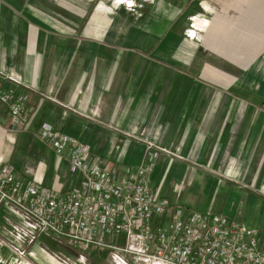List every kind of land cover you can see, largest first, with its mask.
I'll return each instance as SVG.
<instances>
[{"label":"crops","instance_id":"1","mask_svg":"<svg viewBox=\"0 0 264 264\" xmlns=\"http://www.w3.org/2000/svg\"><path fill=\"white\" fill-rule=\"evenodd\" d=\"M10 1L0 0V86L25 95L31 115L21 134L7 107H0V161L13 164L22 178L35 177L44 189L65 193L80 177L70 174L66 159L39 138L43 125L88 143L95 156L118 164H138L147 156L146 141L153 142L181 157H157L151 185H159L162 196L178 194L199 211L243 224L254 230L264 251V192L257 186L264 178V161L250 171H244L246 161L238 162V146L253 131L246 118L254 110L264 113V105L242 108L244 99L234 90L201 77L205 63L213 60L208 56L214 55L227 72L243 71L261 57L264 0H149L136 11L119 7L108 20L94 15L67 27L73 32L66 34L32 19L33 12L47 17L44 12L30 6L28 15L15 8L17 0ZM185 31L206 40L208 52L200 56L198 42L185 40ZM156 107L162 114L153 121ZM112 141L123 147L116 151ZM17 142L26 153L12 160L11 143ZM0 215L26 225L6 205L0 206ZM0 225L25 246L28 237L21 230L5 220ZM53 240L42 235L34 247L44 242L68 256ZM6 252L0 248L1 263L20 264ZM41 257L44 264H61ZM99 264L116 263L106 254Z\"/></svg>","mask_w":264,"mask_h":264},{"label":"built area","instance_id":"2","mask_svg":"<svg viewBox=\"0 0 264 264\" xmlns=\"http://www.w3.org/2000/svg\"><path fill=\"white\" fill-rule=\"evenodd\" d=\"M1 106L16 127L27 125L31 108L25 95L0 86ZM38 133L58 158L66 159L70 174L80 178L65 193L53 192L0 161V206L26 224L16 227L28 237L25 243L36 234L67 240L78 250L80 264L89 263L85 252L91 248L108 249L116 264H264L254 230L223 214L172 206L159 185H151L157 157L181 158L177 153L146 141L141 162L116 165L95 156L88 143L49 125ZM21 247L13 251L25 260ZM62 257L61 264L71 263Z\"/></svg>","mask_w":264,"mask_h":264},{"label":"rangeland","instance_id":"3","mask_svg":"<svg viewBox=\"0 0 264 264\" xmlns=\"http://www.w3.org/2000/svg\"><path fill=\"white\" fill-rule=\"evenodd\" d=\"M4 3L11 2L10 0H3ZM18 2H14L13 5L15 8L21 12L27 13L31 8L30 6L35 7V9L40 10L44 12L47 17L42 16L38 14L37 12H33L37 16H33L34 21H38L43 25L50 26L53 29L56 28L59 31H63V34L73 32L71 30H68L67 27H71L76 23L81 25L85 20H88L92 16H97V18L101 19H109L113 16L114 13L118 12L120 9L119 7H126L129 8L131 11L133 10H140V6H142V3H149V0H17ZM2 5H5V4ZM8 5V3H6ZM12 4V3H11ZM195 5L197 6V2L195 1ZM136 7V8H135ZM3 9V8H2ZM196 9V8H194ZM194 9L193 12L195 11ZM202 6L197 7L196 12H201ZM199 10V11H198ZM0 12L2 13L3 10L0 9ZM29 15V13H27ZM202 14V13H201ZM200 14V15H201ZM204 15V11L203 14ZM109 17V18H108ZM196 17V15H194ZM198 17V16H197ZM191 18V16L189 17ZM188 18V19H189ZM66 26V28H65ZM0 27H2V20H0ZM185 33V34H184ZM183 36L186 37L185 40L188 38L190 40H195L194 42H198V45L196 43H193L195 45L196 49L198 50V53L203 55L205 51H207V44L205 43L206 40L195 38L193 37V33L190 34V32H183ZM192 35V37H190ZM195 36V35H194ZM187 39V40H188ZM184 41V40H183ZM188 42V41H187ZM190 46L186 43V48L184 50L190 51ZM193 50V49H192ZM208 52V51H207ZM206 52V55H208ZM188 54H185L186 57H188ZM214 55L208 56V58L213 59L209 63H205V66L202 71V79L212 82L213 84H222L224 87L229 88L231 91L234 90V95L244 99L245 104L241 103L239 104L242 108H248L253 107L251 105H260L259 107H262L264 105V50L261 54V57L257 60L253 61L250 66H248L246 69L248 70H241L239 68H233L232 71L227 72L226 69H223L222 64L220 62H216L217 59L213 58ZM229 73V74H226ZM247 76V78H245ZM197 79H200L198 77ZM229 82V84L225 83ZM232 102V100H230ZM221 101H219L220 103ZM237 103V101H234ZM233 103V102H232ZM235 103V104H236ZM250 103L251 105H248ZM263 104V105H262ZM237 105V104H236ZM248 105V106H247ZM159 109L157 107L155 108L153 121L160 120L162 110L159 112ZM248 118V117H247ZM246 118V122L251 123V127H253V131H249V133L246 135V137L241 141V145L238 146L239 150V160L238 162L246 161V168L244 171H250L254 169V167L264 161V133L260 135V129L262 128V125H264V113L259 112L258 110H254L253 114L249 118ZM106 125V124H105ZM98 126H102L98 124ZM107 126V125H106ZM109 127H113L111 124L108 125ZM115 126V125H114ZM108 128V127H107ZM18 133L25 132L24 129L19 128L17 129ZM252 133V136H251ZM161 135V134H160ZM252 139V140H251ZM127 140H124V142ZM132 139L130 142H128L131 145ZM238 141V140H237ZM113 145L115 146V150L119 151L121 147H123L122 144L118 145V142L112 141ZM251 143L253 145L251 146ZM11 149H13V156L16 154L19 158L20 154H25L26 150L21 147L22 145H19L18 142L12 144L11 143ZM163 145V144H161ZM164 146V145H163ZM166 146V145H165ZM120 147V148H119ZM250 147L251 153L246 154L247 151H249ZM171 148V147H169ZM171 152L175 153L171 150ZM15 158V156L12 158V160ZM50 159L53 158V154L51 153ZM107 162L111 164L118 165V161L115 160H106ZM54 167L57 166V162L55 160H52ZM263 168H264V162H263ZM242 182H246V179H241ZM264 185V178L259 180L257 182L258 189L261 190V192H264V189L262 186ZM185 187L184 183L180 185L181 190L179 192H182V189ZM164 199L172 206H181L185 208L186 210H193V209H200V206H196L193 203L185 201L182 197H179L178 194H174L171 197H164ZM2 220H5L7 223H10L11 225L15 227H19L14 222H9L6 220V218L2 215H0V222ZM41 234H36L34 236V239L30 244L25 243L24 247H21L20 249L24 252L25 260L22 258H18L19 254H16L13 250H17L18 246H22V244L18 245V242L15 243V239L13 237H9L6 234V231L2 225H0V248L6 247L8 249V252L4 253L7 257H14L16 258L19 263L22 261H28V264H44V260L41 257L42 254L44 256H51L56 261L62 260V256L60 255L59 251L53 247H50L49 245H46L44 242H39L37 247H34V243H36L40 238ZM9 239H13L14 241H10ZM14 242V243H13ZM55 245L63 244L64 249L68 251V257L71 260V263L69 264H80L77 260L76 256L78 253V250L74 248L67 240H53ZM60 243V244H59ZM17 244V245H16ZM27 244V245H26ZM38 250V251H37ZM10 252V254H9ZM3 253V252H2ZM87 255V262L91 261V264H99L105 257L106 254H109V250L106 249V251H101L99 249L91 248V250H88L85 252ZM10 255V256H9ZM0 264H8V263H1Z\"/></svg>","mask_w":264,"mask_h":264},{"label":"trees","instance_id":"4","mask_svg":"<svg viewBox=\"0 0 264 264\" xmlns=\"http://www.w3.org/2000/svg\"><path fill=\"white\" fill-rule=\"evenodd\" d=\"M30 115H31V111H29V113H28V118H29Z\"/></svg>","mask_w":264,"mask_h":264}]
</instances>
